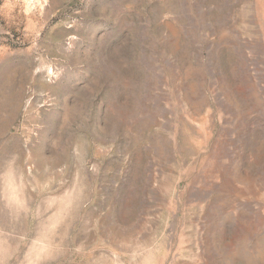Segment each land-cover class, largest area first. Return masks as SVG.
Here are the masks:
<instances>
[{
	"label": "rangeland",
	"instance_id": "374dc122",
	"mask_svg": "<svg viewBox=\"0 0 264 264\" xmlns=\"http://www.w3.org/2000/svg\"><path fill=\"white\" fill-rule=\"evenodd\" d=\"M0 264H264V0H0Z\"/></svg>",
	"mask_w": 264,
	"mask_h": 264
}]
</instances>
